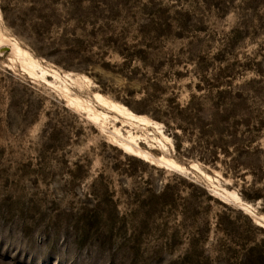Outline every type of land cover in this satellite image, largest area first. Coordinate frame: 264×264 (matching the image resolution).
Listing matches in <instances>:
<instances>
[{"label":"rangeland","instance_id":"obj_1","mask_svg":"<svg viewBox=\"0 0 264 264\" xmlns=\"http://www.w3.org/2000/svg\"><path fill=\"white\" fill-rule=\"evenodd\" d=\"M0 264H264V0H0Z\"/></svg>","mask_w":264,"mask_h":264},{"label":"bare ground","instance_id":"obj_2","mask_svg":"<svg viewBox=\"0 0 264 264\" xmlns=\"http://www.w3.org/2000/svg\"><path fill=\"white\" fill-rule=\"evenodd\" d=\"M12 47H13V52H15L17 55H22L24 57L21 58V61L23 63L24 66L27 67V69L30 70L31 73L34 72V70L37 68V65L36 63L34 62V60H32L31 58L27 57L29 56L28 53L23 50L16 41H13L12 43ZM37 72V71H36ZM41 73L42 75L45 74L46 72L44 70L41 69ZM35 74V73H34ZM56 76V75H55ZM97 100L99 101V103L107 108L108 110L110 111H113L114 113H116L118 116H121L123 118L126 119V121H130L132 122L133 124H142V123H145V122H149V119L144 116V115H141V114H136L134 112H132L128 107H126L125 105H122L120 103H116V102H113L109 99H106L105 97L99 95V94H95ZM129 122V123H130ZM146 124V123H145ZM164 137H166L164 135ZM132 138V137H131ZM167 138V137H166ZM133 140V138H132ZM132 143V142H131ZM137 142L135 141V144ZM132 145V144H131ZM127 143H122L121 145V148L126 151V152H130L132 154H135V149ZM136 155V154H135ZM178 167V165H176ZM235 198H238L240 199L239 195H234Z\"/></svg>","mask_w":264,"mask_h":264}]
</instances>
